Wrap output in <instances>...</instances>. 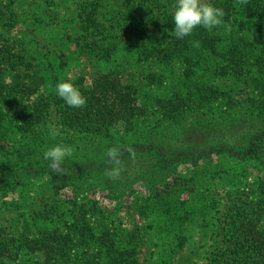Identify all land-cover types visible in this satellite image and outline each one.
Segmentation results:
<instances>
[{
    "label": "rangeland",
    "instance_id": "374dc122",
    "mask_svg": "<svg viewBox=\"0 0 264 264\" xmlns=\"http://www.w3.org/2000/svg\"><path fill=\"white\" fill-rule=\"evenodd\" d=\"M89 3H95L100 28L117 36L136 24L160 31L175 0H0V41L12 46V66L23 78L32 71L42 78L30 95L42 116L32 124L33 135L17 124L15 98L0 97V239L11 251L4 260L44 259L43 252H29L25 239L53 237L56 244L64 240L55 235L60 228L68 240L56 248L77 255L76 263L104 264V253L118 242L136 252L133 264H204L220 244L228 206L257 210L264 202V91L254 85L264 86V65L249 53L248 62L234 69L219 56L188 75L186 63L150 64L123 39L108 58L90 63L78 45L86 34L81 10ZM244 14L239 18L246 28L213 27L222 44L230 47L235 31L247 37L253 19ZM113 68L127 69L139 86L141 110L131 127L67 125L69 106L55 84L69 79L81 91L98 72ZM3 75L9 82L6 70ZM202 80L214 88L199 101ZM170 100L175 108L164 114L162 103ZM178 106L184 111L174 113ZM56 143L72 146V156L61 170L39 167L43 151ZM150 143L162 148V161L156 150L129 154L134 144ZM110 147L120 151L117 179L105 175ZM188 152L196 162L184 160Z\"/></svg>",
    "mask_w": 264,
    "mask_h": 264
},
{
    "label": "trees",
    "instance_id": "16d2710c",
    "mask_svg": "<svg viewBox=\"0 0 264 264\" xmlns=\"http://www.w3.org/2000/svg\"><path fill=\"white\" fill-rule=\"evenodd\" d=\"M214 5L223 9L222 21L230 25L237 23L241 28H246L244 23L240 22L242 19L239 17L242 12H245L244 16L252 18L253 22L251 29L246 33L247 37L241 35L239 31L232 32L233 37L229 42V47V44H222V39L220 40L215 28L206 29L198 26L192 34L179 39L174 35L172 13L170 12L164 13L162 23L159 25L160 31L156 33L148 31V26L136 24L129 27L128 32L125 34L116 36L100 28L102 24L97 23L95 19L97 15L95 3H89L87 6L84 5L81 10L82 26L86 34L83 36L85 37L83 44H78L79 49L89 54L86 57L87 61L93 63L108 58L116 49L119 40L123 39L128 46L137 50L139 56L150 62V64L163 63L162 65L166 66L178 62L183 67V63H186L185 69L187 71L190 69L188 75L196 74L197 69L206 64L207 68L212 61L218 62L219 56L221 59L227 58L230 61L228 65L231 64L234 69L241 67V63L248 62L249 53L252 54V58H255L256 63L264 65V20L262 18L264 4L259 5L254 0H238L236 2L233 0H217L214 1ZM91 27L97 28L91 30ZM11 50L12 46L0 41V97L11 95L15 98L14 103L19 109L15 108L16 112L13 115L17 113V116L14 115L19 119L17 124L21 121L19 126L22 129L24 128L22 131L33 135L35 128L32 124L39 122L42 116L39 102L35 98H30V95L38 90L41 83L39 81L42 78L37 75V71L29 72L23 78L19 70L12 66V63L15 62L12 61L13 53ZM31 67H35V64H28L27 68ZM10 68H12V72H10ZM4 70L11 76L9 82L4 79ZM129 73L125 68L122 71L113 68L109 71H100L92 77L90 85L81 90V93L86 97V104L77 108L75 112L71 111L72 107L70 106L66 110L65 118H69L67 125L95 130L122 122L125 128H130L134 120L138 118L141 105L136 94L139 86L131 82L133 80ZM205 82L207 81L202 80V87L196 89V94H200L197 98L199 101L202 97L205 99L209 93L208 89L214 88L213 86H207ZM254 85L256 90L260 87L259 90L264 91L262 90L264 87L262 84L254 83ZM132 86H135V91L131 89ZM202 91L203 94H201ZM26 96L28 99L25 101H28L23 104V97ZM174 106L173 100H170L168 104L162 103L164 114L169 113L172 108H175ZM178 109L180 112L184 111V108L178 106L177 109H173L174 113ZM130 149L131 153L129 154L156 150L158 160L161 161L164 155L161 147L156 146L155 148L151 143L147 145L134 144ZM249 149L251 150V147ZM190 153L188 152L184 156L186 157L184 160L192 161V163L196 162L192 160ZM49 163L43 157L38 160L39 167L51 170ZM257 206L254 207L257 210H253L249 205L233 204L228 206V210L223 217L224 220L221 222L225 226L218 236L220 244L208 256L204 264H264V202L262 205L258 203ZM59 230L60 228L55 229L57 239L68 240V234H61L58 232ZM64 240L62 242L55 240L56 244H53V237L30 238V240L25 239L24 245L30 253H44V259L40 257L32 264L86 263L82 260H78V263H76L77 255L75 254L72 255L61 249L59 252L56 247L66 243ZM2 242L0 239V264H8V261L4 259L8 258L11 251L8 248V241ZM117 243L113 244L112 250H107L104 253L106 256L104 264L136 263V252L131 248H120Z\"/></svg>",
    "mask_w": 264,
    "mask_h": 264
},
{
    "label": "clouds",
    "instance_id": "9594fccd",
    "mask_svg": "<svg viewBox=\"0 0 264 264\" xmlns=\"http://www.w3.org/2000/svg\"><path fill=\"white\" fill-rule=\"evenodd\" d=\"M223 16V9L216 7L210 0H175L172 10L174 35L182 39L192 34L198 26L211 29L223 22ZM54 91L65 104L73 108H80L87 102L80 89L69 79L58 81L54 86ZM51 135L55 137L58 131L51 129ZM129 152L131 153V149ZM72 154V146L56 143L43 151V158L50 162V168L61 170L64 160ZM107 158L111 167L106 170L105 175L109 179L119 178L122 171L119 148L110 147L107 150Z\"/></svg>",
    "mask_w": 264,
    "mask_h": 264
}]
</instances>
